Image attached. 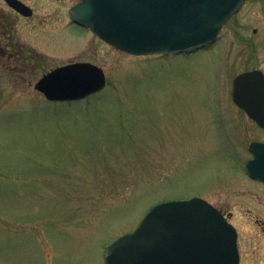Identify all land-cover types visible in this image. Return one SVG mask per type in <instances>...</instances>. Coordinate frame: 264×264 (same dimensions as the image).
Masks as SVG:
<instances>
[{"label":"rangeland","instance_id":"1","mask_svg":"<svg viewBox=\"0 0 264 264\" xmlns=\"http://www.w3.org/2000/svg\"><path fill=\"white\" fill-rule=\"evenodd\" d=\"M23 1L33 16L0 0L16 45L0 37V264H105L152 206L194 196L237 228L239 264H264V183L247 171L264 129L232 99L238 72L264 69V0H246L214 42L164 55L72 22L79 0ZM75 61L101 66L104 89L64 102L36 90Z\"/></svg>","mask_w":264,"mask_h":264},{"label":"water","instance_id":"2","mask_svg":"<svg viewBox=\"0 0 264 264\" xmlns=\"http://www.w3.org/2000/svg\"><path fill=\"white\" fill-rule=\"evenodd\" d=\"M6 2L25 16L22 0ZM245 0H81L71 19L135 55L193 51L214 42ZM104 69L77 61L40 77L35 88L48 100H75L106 86ZM234 100L264 126V75L253 70L234 80ZM249 174L264 181V143L250 146ZM238 231L207 199L195 196L154 205L138 226L107 245L105 264H239Z\"/></svg>","mask_w":264,"mask_h":264},{"label":"flooded vegetation","instance_id":"3","mask_svg":"<svg viewBox=\"0 0 264 264\" xmlns=\"http://www.w3.org/2000/svg\"><path fill=\"white\" fill-rule=\"evenodd\" d=\"M5 2V1H4ZM25 2V1H24ZM6 3V2H5ZM26 3V2H25ZM28 4V3H27ZM6 5H7V3H6ZM29 5V4H28ZM30 6V5H29ZM32 7V6H31ZM33 8V7H32ZM12 9V8H11ZM12 10H14V9H12ZM15 11V10H14ZM16 12V11H15ZM17 14H19L18 12H16ZM34 13H35V11H34V8H33V14L31 15V16H33L34 15ZM31 16H29V17H31ZM0 37H1V39L2 38H4V39H6V44H7V46L8 47H12L11 45H12V43H13V41H14V35H13V23L11 22V20L10 19H8L7 17H4V16H2V15H0ZM13 48V47H12ZM13 55H20L19 53H18V51H15V50H13V53H12ZM12 54H11V56H12ZM10 56V57H11ZM256 69H259V70H261V72L263 73V75H264V69H262V68H259V67H252V68H248V69H246V70H243V71H240V72H238L236 75H235V77H237L238 75H240L241 73H243V72H247V71H251V70H256ZM239 107V106H238ZM240 108V107H239ZM240 109H242V108H240ZM245 113H246V115L250 118V119H252L254 122H255V124L258 126V127H260L261 129H264V126H262L251 114H249L247 111H245L244 109H242ZM253 142H263L264 143V139H255V140H253V141H251L250 142V145H251V143H253ZM250 145H249V147H250ZM251 152V151H250ZM254 158V154L251 152V157L248 159V160H251V159H253ZM253 179V178H252ZM253 180H256V181H259V182H262V183H264L262 180H260V179H253ZM254 217V221H255V223H256V225H258L261 229H262V231H263V233H264V220L262 219V218H260L259 216H257V215H254L253 216Z\"/></svg>","mask_w":264,"mask_h":264},{"label":"trees","instance_id":"4","mask_svg":"<svg viewBox=\"0 0 264 264\" xmlns=\"http://www.w3.org/2000/svg\"><path fill=\"white\" fill-rule=\"evenodd\" d=\"M11 46H12V47H15V46H16L14 41H13V43H12ZM30 60H31V61H34L35 59H33V58L30 57Z\"/></svg>","mask_w":264,"mask_h":264}]
</instances>
